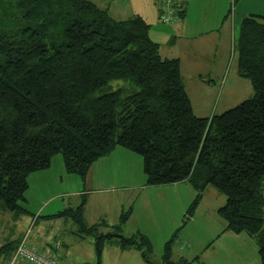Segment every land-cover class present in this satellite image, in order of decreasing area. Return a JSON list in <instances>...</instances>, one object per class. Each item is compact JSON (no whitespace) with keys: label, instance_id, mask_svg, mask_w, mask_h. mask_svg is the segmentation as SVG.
Segmentation results:
<instances>
[{"label":"trees","instance_id":"16d2710c","mask_svg":"<svg viewBox=\"0 0 264 264\" xmlns=\"http://www.w3.org/2000/svg\"><path fill=\"white\" fill-rule=\"evenodd\" d=\"M149 30L141 16L117 20L92 0H0V204L27 213L29 175L58 154L85 179L123 147L142 156L148 185L190 182L195 204L209 185L225 195L226 229L254 239L264 264V16L242 20L235 46L253 96L209 117L195 114L180 61L163 58ZM83 210L84 201L54 217L93 235L98 258L115 238L152 263L147 238L126 237L121 224L102 233L107 224L87 226ZM163 264H176L170 242Z\"/></svg>","mask_w":264,"mask_h":264},{"label":"rangeland","instance_id":"374dc122","mask_svg":"<svg viewBox=\"0 0 264 264\" xmlns=\"http://www.w3.org/2000/svg\"><path fill=\"white\" fill-rule=\"evenodd\" d=\"M116 1L117 0H110L108 6L113 2L112 6L114 7L112 8V12L117 18H119L118 16L129 15V13L137 9V7H142L143 9L149 7L146 0ZM239 1L240 0H236L233 5L231 4V15H229V19H232V13L238 10L237 3H239ZM152 11L154 15L156 10L152 8ZM238 17L241 18L240 16ZM175 20H177V18ZM162 23L165 24L164 22ZM236 26L235 38H233V36L229 37L227 53L223 55L224 52L218 55L216 70H213L211 75L205 72H202L200 76H192V74L184 75L185 79L188 80L187 84L191 91L190 94L193 98L195 106L194 112L196 114H220L237 106L254 94L251 81L237 74V52L235 46L240 34L241 23L240 25L237 23ZM202 81H206L207 84L202 85L204 84ZM201 104H203V106ZM56 156L59 157L58 159H60L63 164L62 155L58 154ZM136 156L138 162L135 160H131V162H129V160H123L121 162L122 166L124 164L126 165L127 170L131 168L132 173H130V175H125V177H127L125 179L129 180L122 179L116 181L115 186L117 188L115 190L117 191H112V193L101 192L99 190L93 191L89 187L90 185L87 184L85 179L80 175L68 172V175L62 173L64 178L63 186L60 188V191H66V193L79 192L76 193L79 195H66L52 203L51 207H55L59 203L67 207H76L79 203L84 201L87 210H89L90 203L92 204L90 211H93L96 215V210L94 208L98 202L101 201L105 203L106 206H110L117 200L116 204H118L119 208L123 211L122 214L128 215L126 222H120L122 225V228H120L122 229L121 232L124 235L126 234L125 236L129 235V237L140 234L147 238L151 245V258L155 261L160 258L159 256L157 257V255L164 256L168 242L171 244V260L175 261V257L177 256L175 253L176 246H181V243L187 242V248L199 247L200 251H202L198 252L195 260H192L189 264H261L258 248L255 244H246L245 252L242 254V252H238L236 249H231L230 239L226 237V235L222 238L219 236L218 233H223L221 232L222 228H220L221 225L219 223L220 220L224 222V219L220 215L219 210L216 213L212 211V208L215 206L221 208V206L226 203L225 195L218 192L212 185H209L208 187L213 189L206 187L201 198L195 204L197 192L190 182L148 185L144 178L143 158L138 154ZM119 160L120 158L118 161ZM58 178L60 179V176ZM126 186L127 188L124 189ZM128 186L132 187L130 188ZM135 190L137 191L135 192ZM212 190H216L214 191L217 192L215 193L217 194L216 196L213 194ZM127 197L130 199L129 204L126 203ZM194 204L195 206L193 207ZM26 207L28 209H33L32 207L34 206L31 205L30 207L26 205ZM10 213V211H3L0 209V242L3 240L5 233L8 235L10 231L13 236L18 233H25L29 226L22 223H20L18 227L13 226V223L10 221ZM23 217L27 218L31 217V215H25ZM119 221H121V218ZM63 223L66 229L61 228L63 227V225L61 226ZM50 224H55V226L53 225L50 226L49 229H45L44 234L37 235V228H35L30 235L28 241L33 245H37L39 250L46 249L50 247V245L55 247V239H64L68 248H71L70 255H72V257L68 264H77V262L79 263L81 261L80 257L85 259L89 248L94 249L92 243L94 244L95 237L93 235L86 236L83 240L77 237L79 241L75 240L72 231L75 230L74 227L76 228L77 225L73 220L61 219L57 220L56 223ZM71 228L73 229L70 230ZM101 229H110V232H113L116 231L117 228L114 229L110 226H102ZM13 236L10 235L9 239ZM142 247V250H147L146 246ZM70 255L60 257L59 259H61L63 263L66 259L67 262L68 256ZM97 262H99V259L94 258L92 263Z\"/></svg>","mask_w":264,"mask_h":264},{"label":"crops","instance_id":"0c3cea01","mask_svg":"<svg viewBox=\"0 0 264 264\" xmlns=\"http://www.w3.org/2000/svg\"><path fill=\"white\" fill-rule=\"evenodd\" d=\"M146 1L149 4L150 9L149 7H147L146 9H143L142 7H137V9L132 10L129 15L118 16L119 18L115 17V14L112 12V8L114 7L112 6L113 2L111 3V5L108 6L110 0H96L93 2L101 8H107L110 16L114 19L125 20L130 17L139 15L146 20V22L150 25V37L160 46V55L163 58H174L180 61L181 74L185 82L188 94L191 98L193 109L195 110L193 98L190 94L191 91L189 85L187 84L188 80L185 79L184 75L192 74V76H200L202 72L211 75L212 71L216 70V62L218 55H221L224 52L225 53L223 55L227 53V44L229 37L233 36V38H235V32L237 27L236 24L238 23L240 25V23L246 16L252 14L264 16V0H240L239 3H237L238 10L232 13V19H229V15H231V4L233 5L236 0H176L178 5V17L177 20L169 24H163L161 22V15L163 13L161 7L159 6V2L161 0ZM152 8L156 10L154 12V15L152 14ZM238 16H240L241 18H239ZM202 83H204L202 85L207 84L206 81H202ZM201 105L203 106V104ZM212 114L208 115L204 113H199L196 115L201 117H209ZM136 155L137 154L126 148H115L110 154L100 158L90 167L88 174L85 178L86 183L90 185L89 187L93 191L99 190L101 192L104 191L106 193H112V191H117L115 190L117 188L115 186L116 181H120L122 179L129 180L125 179L127 178L125 177V175H130V173H132L131 168H129L130 170H127L126 165L124 164L122 166L121 162L123 160H129V162H131V160H135L138 162V158ZM58 158V156H55L53 158L52 164L48 169L33 172L29 175V187L25 192V201L23 203V206L28 210L27 213L17 215L15 212L7 210L3 204H0V209H2L3 211L11 212L10 221L13 223V226L18 227L20 226V223L25 224L26 226L29 225L25 233H18L14 236L10 231L8 232V235L5 233L3 240L0 242V247L9 242L18 243L19 240L26 236L27 243L29 242L28 244L31 247L35 248L39 252L48 253L52 256H55L58 260V264H68V262L71 261L72 257V255H70L71 248H68V245L64 239H55V247H52V245H50V247L43 250H39L37 245H33L30 241H28L30 235L33 233L35 228H37V235H42L44 234L45 229H49L50 226L53 225L55 226V224L50 223H56L57 220L64 219L55 218V214L66 208H76L81 204L79 203L76 207H67L59 203L55 207H51L52 203H54L60 198L65 197L66 195H79L76 194L79 192L66 193V191H60V188L63 186L64 178L62 173H66L67 175L68 173L65 169L64 160L62 164L60 159ZM119 158L120 160L118 161ZM144 175V178L147 181V176L146 174ZM59 176L60 179L58 178ZM179 183L188 182L185 181ZM128 187L131 188L132 186ZM126 188L127 186L124 189ZM208 188L213 189L215 187ZM216 190H212L215 196L217 195L215 194L217 192H214ZM136 191L137 190H135V192ZM116 201H114L113 205L110 206H106V204L101 201L98 202V204L94 208L96 210V215L93 211H90L92 204L90 203L89 210H87L84 202L85 208L83 210V216L85 217L84 221L86 225L90 227L92 225L99 224L101 221H104L107 224V227L119 226L121 222L119 220L123 211L119 208L118 204H116ZM126 203H130V199L128 197L126 199ZM26 205L30 207L32 205L34 207H32L33 209H28ZM224 205H222L221 207H223ZM219 209V207L215 206L212 208V211L217 213ZM25 215H31V217L24 218L23 216ZM219 224L221 225L220 228H222L221 232L223 233L218 234L219 236H221V238L225 237L226 235V237L230 239L229 241L231 249H236L238 250V252L240 251L243 254V252H245L246 244H255L258 248L254 239H252L248 234H237L227 230V223L225 220L224 222L220 220ZM62 225L63 227L61 228L66 229L64 223L61 224V226ZM72 229L73 228H71L70 230ZM74 229L75 230L72 231L74 233L73 237L77 241H79L78 238L83 240L86 236H89L79 234L78 226L76 228L74 227ZM127 229L129 230L128 226ZM99 231L102 233H108L110 232V229L103 230L100 228ZM10 235L13 236L11 237V239H9ZM126 237H129V235H127ZM95 242L96 239L94 240V244L91 242L94 246V249L89 248L85 259H82V257H80L81 261L79 263L77 262V264H95L92 263L94 261V258L99 259L100 264H163V255H157V257L159 256L160 258L155 261L151 258L152 256L150 254V258L152 261V263H150L145 260L142 255V251L139 250L137 247L123 248L120 245L119 241L115 238L107 240L105 242L101 256L100 258H98L95 249ZM181 244V246H176L175 248V253L177 254V256L175 257V261L171 260L173 263L177 264L184 260L190 263L192 260H195L198 252H202L200 251L199 247L187 248V242H183ZM66 255L70 256H68L67 262L65 259L63 263L62 260L59 258ZM7 259V256L1 257L0 264H6ZM21 264L26 263L23 262Z\"/></svg>","mask_w":264,"mask_h":264},{"label":"built area","instance_id":"2783aa9c","mask_svg":"<svg viewBox=\"0 0 264 264\" xmlns=\"http://www.w3.org/2000/svg\"><path fill=\"white\" fill-rule=\"evenodd\" d=\"M160 7L162 9L161 21L172 23L177 18L176 0H161ZM58 264L55 256L48 253H42L31 247L27 243L25 236L19 240L12 254L8 257L6 264Z\"/></svg>","mask_w":264,"mask_h":264},{"label":"bare ground","instance_id":"6f19581e","mask_svg":"<svg viewBox=\"0 0 264 264\" xmlns=\"http://www.w3.org/2000/svg\"><path fill=\"white\" fill-rule=\"evenodd\" d=\"M17 244H18V243H17ZM17 244H16V245H17ZM15 247H16V246H15ZM14 249H15V248H14Z\"/></svg>","mask_w":264,"mask_h":264}]
</instances>
